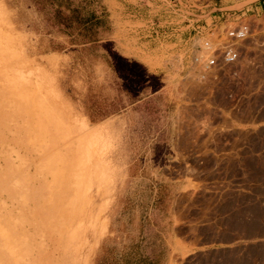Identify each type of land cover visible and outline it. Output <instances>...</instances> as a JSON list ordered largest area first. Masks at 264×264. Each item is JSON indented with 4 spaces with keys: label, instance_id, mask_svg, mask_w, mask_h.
Wrapping results in <instances>:
<instances>
[{
    "label": "rangeland",
    "instance_id": "rangeland-1",
    "mask_svg": "<svg viewBox=\"0 0 264 264\" xmlns=\"http://www.w3.org/2000/svg\"><path fill=\"white\" fill-rule=\"evenodd\" d=\"M218 1L0 0V264H264V10ZM241 13V62L186 79Z\"/></svg>",
    "mask_w": 264,
    "mask_h": 264
},
{
    "label": "built area",
    "instance_id": "built-area-1",
    "mask_svg": "<svg viewBox=\"0 0 264 264\" xmlns=\"http://www.w3.org/2000/svg\"><path fill=\"white\" fill-rule=\"evenodd\" d=\"M219 22L218 17L205 25L203 32H197L201 42L194 46L187 68L194 74V81L199 83L216 78L218 73L239 64L242 54L250 48L247 42L252 39L254 26L244 13Z\"/></svg>",
    "mask_w": 264,
    "mask_h": 264
},
{
    "label": "crops",
    "instance_id": "crops-1",
    "mask_svg": "<svg viewBox=\"0 0 264 264\" xmlns=\"http://www.w3.org/2000/svg\"><path fill=\"white\" fill-rule=\"evenodd\" d=\"M218 3H219L218 4V8H214L213 10H216V11H224V10H227L228 8H231L233 6V5H227L226 3L223 2V0H219ZM258 9L264 10V0H254V6H252L250 8L247 7V11L248 10H258ZM211 11H209L208 14H210ZM211 18H216V17L213 16ZM180 21L183 22V23H185L184 24V27L187 28V30H188L187 36H190L191 35V31H195L197 28H199L198 26H194L193 25V23L195 22L194 20L189 19V18H186V16H183ZM181 35H183V34H181ZM185 36L186 35L183 36L184 37V40H182L181 42H184L185 43L186 40L189 39V38H185ZM200 42H201V39H198L196 44L199 45ZM189 73L190 74H187L186 79H191V80L195 79L194 74L192 72H189ZM82 120L84 122L83 123V127L84 128L87 127L89 130H92L91 132H88V134L89 133L92 134L91 141L95 140V135L96 136H98V135L109 136V134H108L109 132H108L105 124H102V125H91L87 121L86 118L82 117ZM186 247H188V246L183 245V249L185 248V250L182 252L181 258L186 257L188 255V252L189 253H198V252H201V251L205 250V247L206 246L196 245L190 251Z\"/></svg>",
    "mask_w": 264,
    "mask_h": 264
},
{
    "label": "bare ground",
    "instance_id": "bare-ground-1",
    "mask_svg": "<svg viewBox=\"0 0 264 264\" xmlns=\"http://www.w3.org/2000/svg\"><path fill=\"white\" fill-rule=\"evenodd\" d=\"M10 98H11V97H10ZM83 137H84L85 140H88V142H89V141H91V139H92V134H91V133H89V134L87 133V134L84 135ZM82 143H83V142H82ZM82 150H83V149H82ZM74 153H75V152H74ZM75 154H77V153H75ZM75 154H74V155H75ZM80 154H81V153H80ZM80 156H82V155H80ZM77 157H78V156H77ZM77 159H78V158H77ZM79 159L81 160L80 157H79ZM76 190H77V189H76ZM78 195H79V194H78ZM24 240H25V239H24ZM17 243H18V242H17ZM6 248H7V247H6ZM17 258H18V257H17Z\"/></svg>",
    "mask_w": 264,
    "mask_h": 264
},
{
    "label": "trees",
    "instance_id": "trees-1",
    "mask_svg": "<svg viewBox=\"0 0 264 264\" xmlns=\"http://www.w3.org/2000/svg\"><path fill=\"white\" fill-rule=\"evenodd\" d=\"M100 8L102 9V11H104V12L106 11V7H105L103 4L100 6ZM102 17L107 18V16L104 15V16H99L98 19H99V20H102Z\"/></svg>",
    "mask_w": 264,
    "mask_h": 264
}]
</instances>
